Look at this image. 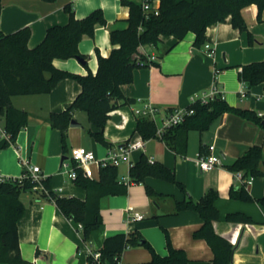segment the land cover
<instances>
[{"label": "crops", "instance_id": "0c3cea01", "mask_svg": "<svg viewBox=\"0 0 264 264\" xmlns=\"http://www.w3.org/2000/svg\"><path fill=\"white\" fill-rule=\"evenodd\" d=\"M123 0H0V37L12 34L23 28L31 29L29 46H38L45 38L47 30L55 25L69 23L66 5H72L77 19H83L94 11H102L106 26L97 25L95 37L84 36L79 50L87 55V65L93 74L97 73L96 48L108 57L113 49L110 32L125 29L129 25L130 10ZM143 3L146 0H133ZM153 6H160V0H151ZM242 16L247 24L246 31L232 26L230 17L207 29L208 42L213 45L214 55L208 56L205 50L194 45L195 35L188 33L181 40L163 37L155 46H145L144 53L155 58L157 65L135 69L131 83L121 87L125 97L134 99L137 107L152 102L166 115L176 109L188 108L193 102L209 97L216 90V96L224 99L231 107L249 109L264 115V82L248 88L239 79L242 66L264 60V11L258 19L257 5L243 8ZM250 35L253 37L250 43ZM57 68L67 72L86 75L84 64L77 59H56ZM79 83L64 79L49 94L16 96L13 105L29 113L30 120L17 138L16 144L0 153V173L11 178H19L31 166H39L45 177L51 178L52 189L60 196L86 198V191L69 180L61 171L64 157L61 131L52 128L47 122L51 113L65 111L81 92ZM171 109V111H169ZM120 116L121 120H113ZM69 127V150L85 147L102 160L108 148L99 150V143L88 133L81 136L82 122ZM137 117L130 105H123L111 113L104 135L112 148L129 142L136 134ZM0 120L2 121L1 117ZM95 131L92 124L88 127ZM87 132V131H86ZM87 140H86V138ZM141 138L140 135L137 140ZM82 141H86L84 146ZM260 145L263 149L264 132L259 125L233 113H224L203 133H189V147L185 156L177 155L158 138L144 140V148L130 153L136 162L142 154L150 161L161 162L175 171L177 180L185 185L191 198L199 200L207 190L219 191L216 206L220 219L213 223L215 232L226 238L234 247L233 264H264V207L256 201L244 202L230 197L232 188H239L235 174L226 167L241 157L249 148ZM214 146V153L221 158L222 166L212 171L202 172L197 162V154L202 147ZM95 149H97L95 151ZM40 155V160L31 164L30 153ZM71 154V153H69ZM67 157L66 159H68ZM65 159V160H66ZM129 159V158H128ZM60 162V168L56 171ZM98 173V167H94ZM129 172V171H128ZM123 177L122 182L129 181ZM145 184L157 193L164 195L160 206L153 207L146 193ZM145 184H131L124 196H108L101 200L102 227L94 232L88 241L84 240L79 224L65 218L57 206L46 199H39L33 193L21 196L25 212L18 223L19 245L22 258L33 264H85L86 248L100 250L107 237L119 233L138 230L162 256L167 255V242L164 230L170 236L172 245L186 252L189 264H208L214 253L205 240L195 239L193 233L203 223L200 214L192 210L172 213L174 200H183L184 195L174 184L156 178H147ZM247 191L254 198L264 195V177H256ZM143 216L142 220H131L127 209ZM132 213V214H134ZM230 213H243L251 217V223H235L226 220ZM39 251V253H37ZM151 253L143 247L125 250L119 264H150ZM2 264V263H0ZM109 264V263H107Z\"/></svg>", "mask_w": 264, "mask_h": 264}, {"label": "trees", "instance_id": "16d2710c", "mask_svg": "<svg viewBox=\"0 0 264 264\" xmlns=\"http://www.w3.org/2000/svg\"><path fill=\"white\" fill-rule=\"evenodd\" d=\"M54 2L55 0H44ZM151 2V0H146ZM144 3V2H143ZM143 3L133 0H123L122 4L130 10L125 29H115L110 32L113 49L108 57L100 54L96 48L98 62L97 73L93 74L87 65V55L79 50V43L84 36L95 37L96 26H106L107 21L102 11H94L83 19H77L72 5H66L69 13V23L50 27L43 41L36 47L29 46L31 29L23 28L12 34H1L0 37V117L9 138H0V153L15 145L20 131L29 122L28 112L16 108L12 102L16 96H30L51 93L64 79H72L80 84L81 92L72 105L65 111L51 113L47 122L54 129L61 131L63 136L62 149L64 157L69 153L67 130L73 114L84 111L89 123L95 131L87 130L88 135L106 148L112 144L105 138L104 129L119 102L123 105H134L136 101L127 98L121 87L131 83L134 71L140 67L157 65L155 60L147 56L143 48L157 45L163 37L172 36L176 41L183 40L188 33L195 35L194 45L202 49L208 42L206 32L210 26L225 22L229 17L232 26L240 31H246L247 24L242 16L243 8L251 5L258 7V19L264 11V0H160L158 15L145 13ZM253 37L250 35V43ZM81 58L85 61L86 75L67 72L55 66L56 59L68 60ZM239 79L250 89L264 82V60L242 66ZM188 108L194 111L185 121L157 135L156 124L147 118H138L136 132L145 141L158 138L177 155L185 156L189 147V133H203L224 113H233L249 120L264 132V116L249 109L231 107L219 96L207 103L200 100L193 102ZM171 111V109L169 110ZM208 147H202L201 153L207 154ZM71 152V151H70ZM70 156V154H69ZM67 158V157H66ZM263 149L260 145L249 148L241 157L226 165L233 173L243 172L244 177H264ZM129 183L119 180L118 166L108 164L101 166L95 178L84 177L78 170L75 184L86 191V198L58 195L51 186V178L47 177L43 190H34L36 184L31 180L27 170L23 178L0 184V263L2 264H33L21 256L19 245L18 223L23 217L25 208L21 201L23 193H33L39 199L53 202L60 213L67 219L82 226L83 237L88 241L91 235L103 225L100 211L101 200L108 196H124L131 184H145L147 178H156L174 184L183 193V200H174V210L178 213L184 210L196 211L203 219L202 226L193 233L195 239L205 240L214 253L213 260L208 264H233V245L224 237L218 235L213 223L220 219L216 206L219 191L209 189L199 199L194 200L187 192L185 185L177 180L173 169L157 161H150L146 154L130 164L128 170ZM146 193L153 207L160 206L164 195L157 193L151 186L145 184ZM230 197L244 202L256 201L264 207V195L254 200L246 188L230 191ZM226 220L235 223H251V217L243 213H230ZM167 242V255L162 256L138 230L129 233H119L107 237L101 253L102 264H119L125 250L131 247H143L151 255L150 264H189L184 250L172 245L170 236L164 230ZM39 253V251L37 252ZM91 261V257H87ZM92 264H96L92 262Z\"/></svg>", "mask_w": 264, "mask_h": 264}, {"label": "built area", "instance_id": "2783aa9c", "mask_svg": "<svg viewBox=\"0 0 264 264\" xmlns=\"http://www.w3.org/2000/svg\"><path fill=\"white\" fill-rule=\"evenodd\" d=\"M143 10L145 13H152L158 15L160 12V6H153L151 2L145 1L143 3ZM203 49L208 56L214 55L215 49L213 45L207 42ZM151 60H155L154 57H150ZM217 91L215 90L211 96L202 97L200 100L202 103H207L215 98ZM264 95V93H263ZM133 112L139 118H147L152 120L157 126V135L162 136L164 131L170 127L177 126L182 124L187 116H190L194 113L190 108H180L176 109L166 115L161 114L160 107L153 104L152 102L144 103L141 107L132 105ZM260 117H263V114H259ZM0 138H9V135L4 129L3 121L0 120ZM144 148V139L139 138L134 142H127L124 145L109 148L107 156L99 160L97 159L96 154L88 150L85 147H77L71 150V154L68 159L63 160L61 163V171H64L67 174L70 181L75 182L78 178V170L82 171L84 177L95 178L96 170L94 167L100 169L101 166H106L108 164L119 166L121 161L128 160L130 153L135 150H140ZM207 154L199 153L197 154V162L199 169L202 172L212 171L218 167L222 166L221 158L214 153V146H210ZM26 169L31 177V180L36 184L34 190H43L45 193H48L47 188L43 185V181L46 179L45 175L41 172L39 166H31ZM235 178L239 181V188H246L251 186L253 183V177H244L243 172H236ZM23 175L19 177L22 179ZM16 178L7 177L0 173V184L4 182H10ZM125 184H128L129 181H124ZM134 209L129 207L127 209V215L131 220H142L143 216L137 213H134ZM82 229V226L79 225ZM86 262L85 264H96L101 263V253L99 250H92L91 247H87L86 251ZM87 257H91V261L87 260Z\"/></svg>", "mask_w": 264, "mask_h": 264}, {"label": "rangeland", "instance_id": "374dc122", "mask_svg": "<svg viewBox=\"0 0 264 264\" xmlns=\"http://www.w3.org/2000/svg\"><path fill=\"white\" fill-rule=\"evenodd\" d=\"M76 116L77 118L79 119L80 122H82V127H79L77 129H72L73 131L77 132V131H80L81 132V136H86L87 134V130H88V127L90 126V121H88V118H87V114L84 112V111H81V110H78L76 111ZM74 118V117H73ZM67 137H68V142L70 140V137H69V129L67 130ZM139 137V134L136 132V134L132 137V139L130 140L131 142H134L135 140H137V138ZM86 138V137H85ZM106 138V137H105ZM87 140V138H86ZM83 145L85 146L86 145V141H82ZM16 145H19V144H16ZM10 148V147H9ZM9 148L3 150V151H7ZM97 149H95L96 151ZM99 150L103 151L105 150V147L103 145H99ZM190 150V148H188V151ZM30 153V160H31V164H35L36 162H38L40 160V155L37 154V153H33V152H29ZM70 153V151H69ZM69 153H67L65 156L66 157H69ZM134 154L131 155V157H129L128 160H124V161H121L120 165L118 166V169H119V180L122 181L123 180V177L127 178V172H128V164L131 160H134ZM60 168V162H59V165H58V168H57V172L61 169ZM60 172V171H59Z\"/></svg>", "mask_w": 264, "mask_h": 264}, {"label": "water", "instance_id": "95a60500", "mask_svg": "<svg viewBox=\"0 0 264 264\" xmlns=\"http://www.w3.org/2000/svg\"><path fill=\"white\" fill-rule=\"evenodd\" d=\"M81 64H84L85 63V61L83 60V59H81V58H76ZM113 120H114V122L115 121H120L121 120V118H120V116H114L113 117ZM70 126L71 127H77V126H79V123L75 120V119H73L72 121H71V124H70ZM66 158H63L62 159V161L63 160H65Z\"/></svg>", "mask_w": 264, "mask_h": 264}]
</instances>
